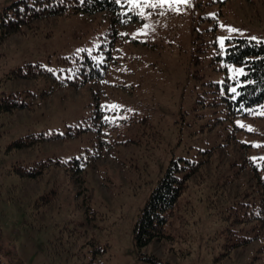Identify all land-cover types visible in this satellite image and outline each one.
<instances>
[{
    "label": "rangeland",
    "instance_id": "rangeland-1",
    "mask_svg": "<svg viewBox=\"0 0 264 264\" xmlns=\"http://www.w3.org/2000/svg\"><path fill=\"white\" fill-rule=\"evenodd\" d=\"M9 1L0 0V7ZM147 1L153 12L150 11L143 20L116 28L115 34L119 33L122 39L131 42L119 48L118 65L114 73H110V80L125 83L129 88L110 92L111 97H117L109 103L147 115L157 129L158 146L150 145V135L144 148L137 142L144 136L139 122H136L132 125L133 131L125 133L128 140L121 146L101 151L95 159L98 169L81 175L79 184L75 181V174V177L56 174L57 180L66 182L67 186L60 191L66 203L40 215H32L27 207L30 197L23 196V192L26 194L34 188L32 194H37L48 181L40 179L38 184L25 181L28 185L21 187V192L18 177L6 172L16 155L6 153L5 144L29 126L36 130L60 128L70 114L62 104L76 110V103L82 97V102H85L93 86L90 89L85 86L61 89L44 100L45 108L35 113L20 110L9 117L0 114V260L5 264H76L75 255L65 245L59 244L56 235L61 219L81 212L70 196L75 191L84 190L83 181L93 188L92 206L97 211L96 226L92 232L101 243L107 244L106 261L109 264H159L140 259L132 241L134 223L150 189L162 175L170 157L186 154L187 148L192 152L195 147H205L210 142L225 143L224 140H227V130L216 125L213 128H218L217 135H211L212 130L207 134H189L198 122H205L206 118H199L189 128L180 123L181 114L196 102L192 100L198 84H202V91L203 88L209 91L215 88V83L211 81L223 83L227 77L233 80L240 73L235 69H242L241 65L223 62L219 51L216 52L217 47H223L226 37L246 36L264 41V0ZM209 13L214 15L200 19L201 15ZM221 25H230L231 29ZM113 26L109 18L101 14H69L49 17L38 24L35 34L9 35L0 46V93L30 89L35 84H41L36 80L8 79L5 74L13 66L36 59L58 64L65 55L78 51L84 44H97L112 38L110 33L105 34L106 38L101 34ZM219 37H224V40ZM89 39L91 41H87ZM212 39L218 44L209 43ZM123 51L132 56L127 62L128 67L123 65L125 58L121 59ZM104 88L109 92L107 88L110 87ZM86 89H89L88 93ZM111 97L106 99L109 101ZM183 115L190 119L189 113ZM234 123L240 126L235 131L238 139L254 146L249 152L257 150L260 156H264V103L255 113L236 118ZM119 128L125 126L120 125ZM72 146L67 144L66 150L72 149ZM228 147L235 149L238 144H226L222 149ZM30 154L27 152V155ZM221 157L215 153L210 164L203 165L202 173L198 172L187 194L194 207L186 215L185 242L181 246L184 253L188 249L189 254L171 251L164 241L150 242L145 251L152 252L165 264H239L246 260L248 254H244L241 248L232 251L233 261L214 258L221 250L224 224L219 218L220 212L207 208L204 202L211 199L208 174L218 172L221 165L227 162H219ZM51 172L49 175L60 171ZM102 176H105L104 179ZM247 177L250 181L249 171L241 173L242 180ZM75 200L78 202L79 198L75 196Z\"/></svg>",
    "mask_w": 264,
    "mask_h": 264
},
{
    "label": "trees",
    "instance_id": "trees-1",
    "mask_svg": "<svg viewBox=\"0 0 264 264\" xmlns=\"http://www.w3.org/2000/svg\"><path fill=\"white\" fill-rule=\"evenodd\" d=\"M150 11L153 12L152 6L147 0H140L139 5L130 4L127 0H121L120 3L116 0H10L0 7V46L11 34H35L39 23L54 16L101 14L107 16L114 25L111 30L108 27L101 34L106 38L105 34L110 33L112 38L97 44H84L78 51L65 55L58 64L40 59L24 61L5 74L8 79L36 80L41 83L30 89L2 91L0 114L3 113L5 117L20 110L34 113L43 110L44 102L61 89L93 86L88 94L91 97L88 96L85 102H82L83 97L80 98L75 105L76 110L62 104L70 114H67L69 118L63 121L60 128L36 130L29 126L25 132L5 144L4 151L16 155L6 172L18 177L20 184L23 182L17 185L19 188L32 182L38 184L40 179L48 181L49 185L46 184L42 189L40 187V191L34 195V188L26 194L21 188L23 196L30 197L27 207L32 215H40L66 203L60 195L63 186H67L66 182L57 180L56 174L73 177L75 174V181L79 184L81 175L98 169L95 159L101 151L121 146L128 140L125 133L133 131L132 125L136 122H139L144 136L137 142L144 148L150 135V145L158 146L157 129L147 115L109 103L117 97H111L110 92L129 88L125 83L110 80V73H114L118 65L119 48L131 42L122 39L121 34H115L116 28L143 20ZM206 16L210 17L201 15L200 19ZM117 36L120 39H116ZM212 37L216 39L214 34ZM209 43L218 44L213 39ZM218 51L223 62L241 65L242 71L233 80L227 77L223 83L211 81L215 83V88L209 91L204 88L202 91V84H198L192 100L196 102L189 106V110L183 111L180 123L190 128L204 117L206 121L198 122L189 134H207L212 130L211 135H217L218 128H213L216 125L227 130V140H224L225 143L210 142L205 147H195L192 152L187 148L186 154L170 157L162 175L150 189L133 226V246L138 257L144 261L166 263L152 252L144 250L152 241H164L171 251L189 254V250L184 253L181 246L185 242L186 215L194 207L187 194L198 172L202 173L203 165H209L216 153L217 157L222 155L219 162H227L221 165L218 172L208 174L211 179L208 184L211 199L204 202L207 208L220 212L219 218L224 224L221 250L214 258L218 261H233L232 251L241 248L248 255L239 264H264V156H260L257 150L249 152L251 149L253 151L254 146L238 139L235 131L240 126L234 123V119L255 113L264 103V41L234 35L226 37L223 47H217ZM121 59H124L123 65L128 67L127 62L132 56L123 51ZM104 87H110L107 88L109 92ZM89 89H86L87 93ZM107 96L111 100L108 101ZM202 107V110H197ZM184 113H189L190 119L185 118ZM120 125L125 128L120 129ZM234 142L238 144L235 149H222L226 144L233 146ZM57 143L62 145L58 146ZM67 144H73L72 149L66 150ZM20 152L23 153L19 156L17 153ZM27 152L31 154L27 155ZM52 170L60 172L49 175ZM244 171H249L250 181L248 177L245 180L240 178ZM102 177L104 179L105 176ZM83 185V192L78 190L70 196L81 212L59 221L56 240L75 255L76 264H109L105 257L107 244L101 243L92 232L96 226L94 220L97 211L92 206L93 188L84 181ZM74 195L79 198L78 202ZM0 264L5 263L0 260Z\"/></svg>",
    "mask_w": 264,
    "mask_h": 264
},
{
    "label": "snow or ice",
    "instance_id": "snow-or-ice-1",
    "mask_svg": "<svg viewBox=\"0 0 264 264\" xmlns=\"http://www.w3.org/2000/svg\"><path fill=\"white\" fill-rule=\"evenodd\" d=\"M116 2L117 3H120L121 2V0H116ZM127 2L128 3H130V4H136V5H139V3H140V0H127ZM184 2H186V0H184ZM208 15H214L213 13H209ZM222 27H228L229 29H231V26L230 25H228V26H225V25H221ZM137 31H139V29L137 30ZM133 35H135V33H133ZM218 39H220L221 41H223L224 40V37H219ZM253 39H255V37L253 38ZM242 71V69H240V68H237V69H235V72H241ZM238 123H241V122H238Z\"/></svg>",
    "mask_w": 264,
    "mask_h": 264
}]
</instances>
